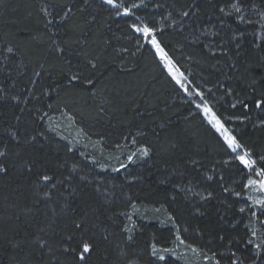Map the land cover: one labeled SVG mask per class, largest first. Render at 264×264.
<instances>
[{"label": "snow or ice", "instance_id": "obj_1", "mask_svg": "<svg viewBox=\"0 0 264 264\" xmlns=\"http://www.w3.org/2000/svg\"><path fill=\"white\" fill-rule=\"evenodd\" d=\"M4 2L0 0V5ZM162 7L165 12L159 11ZM30 17L35 27L14 22L16 31L5 33L10 38L0 44V109L18 110V114L13 111L14 122L0 129L6 133L0 135V182L10 189L0 209V246L11 245L14 255L9 264H142L144 254L135 251L138 225L133 216L139 208L134 196L122 190L117 193L114 184L107 187L98 173L86 171L89 164L84 162H90L93 171L98 167L100 172L119 173L157 154L167 173L159 182L173 188V192L165 191V199L187 201L194 217H207L211 206H219L216 228L207 233L205 247L188 243L176 224L178 216L168 212L167 221L176 228L174 246L150 243L146 249L149 264H169L171 257L184 259L177 252L180 246L200 258L197 264H264V144L257 148L244 141L245 129L264 131V77L248 76L247 70L237 74L249 48L264 54V0H227L224 4L217 0H40L38 13L30 11L25 19ZM170 30L177 31L193 50H206L214 62L202 58L196 64L210 69V75L222 74L223 80L208 86L209 78L201 73V81L195 83L166 42ZM121 40L132 41L135 51L113 43ZM145 53L152 54L183 93L181 99L189 105L190 115L207 126L217 146L200 141L187 127L170 132L169 122L161 120L160 131L152 130L155 139L140 143L126 162L119 167L101 164L90 153L79 151L78 140L61 134L60 121L75 126V113L83 114L82 105L92 108L93 120L114 128L130 114L135 119L140 114L136 96H121L107 84L101 87L100 77L117 60L122 72L133 74L138 64L128 61ZM186 59L193 61L195 56L188 54ZM6 119L0 114V125ZM144 127L123 139L138 144L137 136L148 135ZM78 132L103 154L104 135L92 140L84 128ZM57 136L66 143L57 141ZM217 153L226 158L215 160ZM57 154L65 158L57 159ZM77 154L80 160L67 159ZM200 157L215 162L209 167ZM233 170L230 184L223 172ZM192 173L200 176L197 183L187 179ZM173 175L181 182L173 181ZM125 179L129 184L143 181L134 175ZM121 200L131 212L113 210ZM41 205H52L51 215L44 212V220L29 234L21 228V218L32 220L43 211ZM233 208L236 215L229 217ZM241 225L242 240L234 235ZM195 231L205 238L199 227ZM117 235L119 244L115 243ZM214 240L227 251L213 250Z\"/></svg>", "mask_w": 264, "mask_h": 264}, {"label": "trees", "instance_id": "obj_2", "mask_svg": "<svg viewBox=\"0 0 264 264\" xmlns=\"http://www.w3.org/2000/svg\"><path fill=\"white\" fill-rule=\"evenodd\" d=\"M166 3H170L171 0H165ZM190 3L191 0H181V3ZM218 3L224 4L227 0H217ZM40 7V0H5L3 5H0V44L3 43L4 39L10 38L6 37L5 33H11L16 31L15 23L20 22L21 26L35 27L34 19L25 17L28 13L34 12L38 13ZM206 7V5H205ZM160 12H165L166 9L162 7ZM204 8L202 7V12ZM203 19L207 20L208 17L204 16ZM213 23H215V17H213ZM228 23H233L228 21ZM235 27V24L233 23ZM243 28V25H240ZM113 30L117 32V35H121L120 31L115 28L113 25ZM188 30L185 29V35H187ZM111 35V33H108ZM224 35V33H221ZM166 42H170L171 50L174 53L175 58L184 65L188 73H191L194 77V82L199 83L201 81V73L203 76L209 78L208 86H211L212 82L220 79L223 80L222 74L210 75V69L203 67L202 65H197L196 61H201L203 59H208L209 63L214 62L210 57L206 56V50L201 52L199 48L193 50L191 46L187 45V41L182 38V36L175 30H170L168 36L165 38ZM211 39V38H210ZM217 40L219 38H216ZM251 39V36L248 37ZM113 43L119 47L122 44L129 47L132 51H135V47L130 40H121L120 42L113 41ZM188 54H193L195 60L188 61L186 59ZM226 59V58H225ZM130 64H138V67H135L133 74H126L120 70L118 67L119 60L116 63L111 64V66L105 70L104 75L100 77V86L107 84L109 88H117L120 91L121 96H124L127 93L128 97L136 96L137 103L140 107L137 110L140 114L133 119L134 114L127 116L125 123L119 125L118 127H111L106 125L104 122H97L92 119V116L95 115L92 108L82 105V112L75 113L76 115V125L73 127L78 131L79 128H84L88 136L92 140H96L100 135L106 137L104 144V154L107 156H114V152L118 149L115 147L116 144H120L122 147L128 145L131 142V138L125 140L123 137L130 135H136L141 126L144 127V131L148 133L146 137H139L138 144L143 143L147 140H154L152 130L159 132L160 128L158 127L161 120H166L169 122V131H175L176 128L183 129L187 127L190 132L195 133L196 137L200 141H207L212 146H217V141L212 133L208 130L205 124H201L199 118L192 117L190 115L189 105L182 102L181 97L183 94L178 91L174 83L164 74L156 63L151 53H145L143 57L137 56L133 57L128 61ZM183 70V69H182ZM247 70L248 76H255L257 79L264 77V54L256 52L249 48L246 58L240 60L239 73H245ZM233 83H236L234 80ZM144 84H147V87H144ZM264 87V85H261ZM130 90V91H128ZM240 91H247V89L241 88ZM139 93V95H137ZM179 93V94H178ZM142 97V98H141ZM186 99V98H185ZM94 107V105H93ZM13 111L18 110H9L8 108L0 109V114L7 117L3 125H0V129L7 127L9 122L12 121ZM194 111V106H193ZM56 117H59V112L54 113ZM188 117L186 120L185 118ZM255 119V113L253 114ZM116 117L113 119V123L116 122ZM0 135H6V133L0 132ZM52 136L51 133H49ZM163 137V133H161ZM60 143H66V141H60L59 136L55 138ZM87 140V139H86ZM244 141L249 143L251 146L259 148L260 145L264 144V131L255 130L253 131L251 127L244 130ZM203 147V144H201ZM121 147V150H123ZM100 154V150L96 148ZM211 148L205 149L206 152H211ZM127 151V148L124 149ZM85 152V151H84ZM87 153V152H86ZM65 157L62 154H57V159L63 160ZM99 158V157H98ZM97 158V159H98ZM205 163L209 167L215 162V160H222L226 157H223L221 154L217 153L215 155V160L206 159ZM67 159L80 160L81 158L77 154L75 157H67ZM99 160V159H98ZM100 162V160H99ZM101 163V162H100ZM84 164H89V167L86 171L90 172L92 175L99 174L100 179L106 182V186L110 188L111 185H116V191L119 193L121 190L127 192L130 195L134 196L135 202L138 205L139 211L133 216V219L138 225V231L136 233L137 247L136 252L144 254V261L142 264H149L148 257L146 254V249L148 245L152 242L157 243L159 246L169 247V245L174 241L175 235L171 227L173 225L171 222L167 221V213L170 212L173 215L178 216L176 224L180 228L187 227L188 232H184V238H188V243L192 244L194 247H205L207 245L208 236L207 233L216 228V219L217 213L216 208L218 204H214L210 207L209 214L207 217H194L188 212L187 201L181 200L178 197V202H171L170 199H165L164 193L173 192L171 184H160V180L165 178L166 170L164 163L159 154L150 160L142 161L138 165H133L128 167V172L125 170L114 173L110 170L108 172H100L99 168L96 167L93 171L90 162L85 161ZM102 164V163H101ZM221 166L218 165V171ZM235 174V171L228 172L224 171L223 175L225 180L229 181L231 184L230 177ZM142 176L143 181L135 180L130 184L125 179V177L131 178V176ZM187 179H191L193 183H197L200 180V176L196 173H192ZM173 181L181 182L180 178L173 175ZM187 182V180L183 181ZM122 186V187H121ZM191 186V185H190ZM218 188V185L216 186ZM10 189H5L3 187V182H0V209L3 207V197L9 195ZM233 199H235L233 197ZM163 206V207H162ZM50 205L47 208L44 205H41L43 211L32 220L25 222L24 218H21V228L26 230L29 234L35 231L38 227L40 221L44 220V212H47L48 215H51ZM155 209H160V211H155ZM167 209V212L165 211ZM177 209H180L178 212ZM114 211L118 212H131V208L128 207L124 201H118L113 208ZM139 213H146L144 216H140ZM111 214V213H109ZM229 217L236 215L235 208L229 212ZM121 222L124 221L121 218ZM203 230L206 235L204 239H201L197 234L195 229ZM230 235H233L231 231ZM241 240L244 237L243 226H239L234 233ZM115 243H121V238L117 235ZM213 250L227 251L218 241H213ZM132 249H129L131 253ZM241 255H250L247 252L241 251ZM14 255L11 245L4 243L0 246V264H9L11 256ZM37 259L39 257L37 256ZM169 264H187L184 259L176 260L169 259ZM222 264H227L226 261H222Z\"/></svg>", "mask_w": 264, "mask_h": 264}, {"label": "rangeland", "instance_id": "obj_3", "mask_svg": "<svg viewBox=\"0 0 264 264\" xmlns=\"http://www.w3.org/2000/svg\"><path fill=\"white\" fill-rule=\"evenodd\" d=\"M164 74H166V73H164ZM166 76H167V74H166ZM178 91H179V89H178ZM181 94H183V93L181 92ZM57 118H59V117H57ZM60 129H61V134L67 136L69 140H78L80 142L81 146L79 148V151H85L87 153H90L91 155L95 156L96 158L99 157L98 159L100 160V162L102 164L109 165L111 167H119V163L120 162H126L127 155H129V154H131L133 152H136L138 147H139L136 144H132L130 142L128 145L122 147L123 150H121V148H119L117 151H115L114 152L115 155L113 157L112 156H107L104 153L101 154V152L99 154L98 151L96 150V147H94L88 140H86L85 137L80 136L79 132L69 122L61 120L60 121ZM84 145H87V147H84ZM125 148H127V151H124ZM133 165H136V164H130L129 166L131 167ZM121 171H123V170H121ZM125 171L128 172L127 169ZM111 186H110V188H111ZM145 214L146 213H139L140 216H144ZM262 219H264V218H262ZM171 227H172V229L174 231V235H175L176 228L173 225H171ZM257 227H258V225H257ZM182 230L183 229L181 228V235L184 236L185 234H184V232ZM184 239L188 242V238H184ZM174 241H175V238H174ZM173 242L169 245V247H173L174 246ZM177 252H178L179 255L185 257L184 258L185 262H189L190 261L191 264H197V262L200 259L196 255H194L190 250L185 249L183 246L178 247L177 248ZM171 258L172 259H176L175 257H171Z\"/></svg>", "mask_w": 264, "mask_h": 264}]
</instances>
